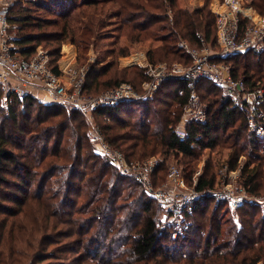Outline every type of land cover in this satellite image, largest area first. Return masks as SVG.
<instances>
[{"label": "trees", "instance_id": "1", "mask_svg": "<svg viewBox=\"0 0 264 264\" xmlns=\"http://www.w3.org/2000/svg\"><path fill=\"white\" fill-rule=\"evenodd\" d=\"M211 1L183 8L179 0H15L10 20L15 43L25 56L35 53L50 27L61 25L53 34L55 41H75L72 23L94 19L109 4L107 15L130 24L136 40L147 36L151 22L163 21L155 20L163 9H171L166 20L171 17L180 37L194 46L216 47ZM250 2L264 8V0ZM164 41L159 47L164 58L179 54L186 64L192 62L175 40L165 36ZM58 49L50 54L60 74ZM224 61L231 63L235 77L245 75L251 88L258 82L264 85V55L246 51ZM110 67L90 72L86 91L128 82L118 80L120 76L104 79ZM141 77L148 79L144 71ZM168 85L171 90H159L148 102L134 99L95 109L107 140L133 160L162 152L165 159L154 174L157 185L166 179L172 158L184 165L183 174L193 184L197 159L224 140L231 148L227 173L240 170V184L264 198V139L250 131L246 112L214 82L203 80L198 90L208 122H188L181 137L176 124L190 93L181 79H171ZM3 96L0 83V264H264V212L259 205L232 210L228 201H216L208 192L217 181L211 158L196 177L201 195L184 214L190 226L175 238L170 214L135 176L123 175L96 151L87 126L77 122L76 108L57 120L65 113L59 103L11 94L6 106ZM139 110L142 116L137 117ZM233 211L239 213L238 221ZM164 214L168 221H162ZM70 253L75 255L69 258Z\"/></svg>", "mask_w": 264, "mask_h": 264}, {"label": "built area", "instance_id": "2", "mask_svg": "<svg viewBox=\"0 0 264 264\" xmlns=\"http://www.w3.org/2000/svg\"><path fill=\"white\" fill-rule=\"evenodd\" d=\"M14 2L15 0H0V83L4 90V105L9 106L11 94L19 98L46 95L56 102L72 104L88 112L103 105H116L138 99L137 91L129 82H123L99 96H85L84 79L87 73L82 68L67 64L63 68L59 67L62 73H57L52 66L51 54L40 46L34 54L25 56L22 48L15 43L12 33L10 16ZM211 11L217 27L218 50L182 41L180 46L191 56L192 62L187 65H149V80L144 83V88L156 90L169 79L185 81L190 93L184 113L185 122L197 121L205 124L208 122V114L199 94L198 83L203 80L212 81L223 90L235 107L246 112L250 131L264 139V85L258 82L251 88L247 77H235L231 63L224 61L225 58L230 59L246 51L264 55V8L259 9L248 0H215ZM184 129L185 127L178 130L181 137L186 136ZM91 140L117 170L123 175L135 176L170 214V222L174 226L173 236L176 238L184 235L190 226L184 214L191 209V204L200 197L201 192L195 185H189L183 170L178 165L171 166L166 182L157 185L154 174L161 164L157 156L144 160L129 159L123 151L107 140L100 128L92 131ZM228 169V164H224L223 172L228 179L230 174L241 173L240 170H230L227 173ZM196 173L199 174L200 171ZM196 182L197 180L195 184ZM224 185L223 188L215 187L208 192L217 202L228 201L232 209L250 204L257 197L243 184L240 190H235L230 182ZM166 219L169 220L167 216Z\"/></svg>", "mask_w": 264, "mask_h": 264}, {"label": "rangeland", "instance_id": "3", "mask_svg": "<svg viewBox=\"0 0 264 264\" xmlns=\"http://www.w3.org/2000/svg\"><path fill=\"white\" fill-rule=\"evenodd\" d=\"M195 1L198 4H200L199 2L201 1V4L198 5V7L204 5L207 2V0H179V5L181 7L186 6L185 8H194L193 6L196 4H194L193 2ZM214 1L215 0H212L210 3L211 4L210 10L212 3ZM16 3H19V0H17ZM15 6H17V4ZM105 6L104 8H102L104 11L98 12V14H96V17L94 19H91L89 21L85 20L83 21L82 24L76 22L72 23L73 28L71 32L74 34L76 38L75 41L68 38L66 40H63L62 42H57L55 41V39H53L54 38L53 34L56 31L58 32V30H60L61 28L60 25L59 27L48 28L47 37L39 46L44 51L49 53H51L54 49L59 48L56 57L57 58L56 62L58 66L61 67L59 62L61 59H63L62 61L64 66L67 64H72L78 69L82 68L85 71V73H87L84 79L85 85H86L87 76L89 75L90 72L93 71L94 73L99 72L103 68V66L106 67L111 66L110 67L111 71L103 78L105 79L108 78L109 76L112 77L120 76V79L118 80L120 81L126 80L128 82L133 83L132 85L134 86L135 90L138 93L137 100H144L148 102L150 99L154 98V96L157 94V92H159V90L161 89H164L166 91L169 89L171 90V88L169 87L172 86L168 85L171 79L165 81L166 83L165 82L162 83L159 86V88L156 90H145L144 83L149 80V77L146 80L141 77V71L147 73L149 65H160V64L170 65L172 63H180L183 65H187L186 62H184V58H181L179 54L177 56L174 55L168 58H164L161 55V51L159 50V47H161L165 43L164 41L165 36L167 38H171L175 40V45L177 44V47L179 49H182L180 43L182 41H187L185 40V38L179 36L178 31L173 27V22L171 20V17L170 19L166 20V15L170 13L171 16L172 14L171 9H169L168 12L166 9H163V11H161V14H158L159 17L155 18V20H159L158 18H163V21L151 22L150 25L148 26V32H146L147 36L145 35V33H143L139 38V40H136L135 37L137 31L130 29L131 25L126 24L121 17H112L111 15H107L109 13L108 7L111 6V4H109L108 7ZM99 8H101V6H99ZM43 14H45L47 17L50 18L55 16L54 14L49 12H44ZM12 32L14 34L16 33L15 30H13ZM59 43H60V47H59ZM209 48H212L213 50H218V46L216 47L209 46ZM54 58L55 57L52 56L51 60ZM62 72L63 71L61 70V73ZM111 80H114V78H112ZM113 88L115 87L113 86L108 87L105 86V84H100L96 86V89L90 90V92H88L86 91L84 86L83 93L85 96H99L103 93L108 92ZM164 98L167 97L165 96ZM37 99L39 102L59 103L61 107L65 108V113L61 114L59 118H56L57 120L65 117L67 114H70L72 112V109L76 108V110H78V116L76 118L77 122H84V124L87 126L90 142L95 146L96 151L101 156H105V154L91 140L92 131L95 128L101 129L100 124L102 123L100 116L98 117L95 114L94 110H89L88 112H85L82 109L75 107L72 104H64V103L56 102L53 99H50L46 95H41ZM154 104L155 103H150L149 107L152 108ZM140 111L141 110L138 111L137 117L142 116ZM20 114L21 115H19V119L23 120L26 111L23 110L20 112ZM53 116L55 117L56 115ZM52 118L53 117H51V119ZM186 124L187 123L185 122V118L183 114L182 119L179 122H177L176 125L178 128L182 129L184 126H186ZM69 130L67 131V133H69ZM223 141L224 140H222L220 145L216 147L215 151H210L208 149L205 150L204 153L201 155V157L197 159L194 167H197L198 168L197 171H200L201 173L206 164V161L211 158L213 163V170L216 172L217 175V181L215 187L223 188L225 187L224 185L225 183L227 184L228 182H230L235 190L237 189L240 190L241 188L240 173H236V175L230 174V179H228L225 177V174L223 172V165L227 163V160L231 153L230 146L228 147V144H225ZM152 156H157L161 162L164 161L165 159L162 152H159ZM244 160H245V156L241 158L240 162L243 163ZM173 165H178L182 170L184 169V165L180 161H178V159H173V158L168 159L167 161L168 171L170 167ZM199 174L195 173L193 177V184L189 183L190 186L195 185V180H197L196 177H198ZM166 179L165 180L162 179V181H160L161 183L159 182V184H163L164 182H166ZM257 197H255L253 199V202H250V204L259 205L264 212V198L259 196ZM232 210H236V209H232ZM230 213L231 215H233L235 220L237 221L239 220L238 212L233 211ZM165 214L163 215L162 218L163 222L167 221ZM74 255L75 253H70L68 256L69 258H72Z\"/></svg>", "mask_w": 264, "mask_h": 264}, {"label": "crops", "instance_id": "4", "mask_svg": "<svg viewBox=\"0 0 264 264\" xmlns=\"http://www.w3.org/2000/svg\"><path fill=\"white\" fill-rule=\"evenodd\" d=\"M193 3L196 4V5L193 6L194 8H196V7H198V5L201 4V1L199 2L200 4H198L196 1L193 2ZM182 7L184 8V7H186V6H182ZM62 60H63V59H61L59 63H60V66L63 68V67H65L66 65H65V66L63 65V61H62ZM64 63H65V62H64ZM48 97H49V96H48Z\"/></svg>", "mask_w": 264, "mask_h": 264}]
</instances>
